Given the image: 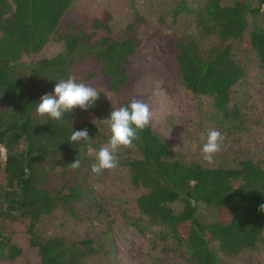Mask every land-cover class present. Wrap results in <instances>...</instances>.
I'll return each mask as SVG.
<instances>
[{"label": "trees", "instance_id": "16d2710c", "mask_svg": "<svg viewBox=\"0 0 264 264\" xmlns=\"http://www.w3.org/2000/svg\"><path fill=\"white\" fill-rule=\"evenodd\" d=\"M257 3L252 7L249 0H203L196 7L183 9L184 2L178 7L217 44L205 51L193 40L179 39L176 76L187 91L210 96L223 115L228 114L229 89L243 74L225 42L243 41L264 65V28L252 21L261 5L264 9V0ZM69 10L71 0H0V217L28 219V244L39 264H74L81 254L76 243L41 235L33 224L58 205L79 198L75 187L49 190L44 180L54 164L83 159L81 151L94 144L99 132L91 123L97 116L96 102L86 111L77 107L65 113L61 121L38 115V102L83 58L95 68L85 79L97 76L100 88L119 91L128 82V57L139 44L134 30L138 17L126 25L124 36L115 38L109 35V13L103 11L90 26L106 35L93 38L73 24L75 17H65ZM52 35L63 40L62 51L21 60L24 54L39 51ZM85 128L90 140L69 142L72 131ZM110 135V129L100 134L107 142ZM138 135L131 147L134 154L124 163L131 183L145 189L135 199L137 208L182 241L193 264H222L218 251L233 255L264 240V212L259 211L264 204V161L248 158L234 167H204L185 163L150 126ZM202 208L214 209L215 218H206ZM18 254L0 232V258L12 260Z\"/></svg>", "mask_w": 264, "mask_h": 264}, {"label": "rangeland", "instance_id": "374dc122", "mask_svg": "<svg viewBox=\"0 0 264 264\" xmlns=\"http://www.w3.org/2000/svg\"><path fill=\"white\" fill-rule=\"evenodd\" d=\"M202 1L71 0L72 10L65 17H75L73 24L93 38L106 35L102 30L95 31L90 23L92 18L107 11L109 35L124 36L126 25L138 17L134 30L139 39L136 51L128 57V82L117 92L100 88L101 80L97 76L85 79L89 71L95 70L89 59L76 60L71 68L70 76L78 83L94 87L100 94L96 101L97 116L91 122L99 135L92 146L81 151L85 156L78 169L72 170L66 162L54 164L47 172L45 188L75 187L80 195L35 221L33 230L44 236H57L66 243H76L81 254L74 264H193L182 241L150 222L138 210L135 199L145 189L131 183L124 164L134 154L132 148H121L116 153L117 168L103 170L99 175L91 172L96 153L108 143L100 136L109 131L103 120L122 102L130 103L136 98L147 103L152 112L149 126L185 163L229 168L242 159L264 161V65L252 49L238 39L225 42L230 45L231 58L243 71L229 89L227 115L215 109L210 96L184 89L176 76L175 44L179 39L193 40L205 51L217 44L211 34L196 25L194 18L178 9L183 2L184 9L196 7ZM249 1L252 7L258 4L257 0ZM262 8L263 5L252 21L264 28ZM62 50L63 40L52 35L39 51L24 54L21 60L34 61ZM211 129L219 130L224 140L214 162L209 164L202 159L201 149ZM202 213L206 218L216 215L212 208H202ZM28 224L26 218L0 217V232L19 249L12 260L0 258V264H39L35 249L28 244ZM218 256L222 264H264V240L252 249L243 248L233 255L218 251Z\"/></svg>", "mask_w": 264, "mask_h": 264}, {"label": "clouds", "instance_id": "9594fccd", "mask_svg": "<svg viewBox=\"0 0 264 264\" xmlns=\"http://www.w3.org/2000/svg\"><path fill=\"white\" fill-rule=\"evenodd\" d=\"M99 92L84 83H78L76 78L69 76L66 80H60L55 84L53 93L41 97L36 108L38 115H47L49 118L61 121L65 113H71L73 109L87 110L92 107L99 98ZM152 120V112L147 103L133 98L127 106H121L111 111L110 116L103 120L109 126L111 135L108 143L102 146L96 153V162L91 167V172L101 174L103 170L118 167L116 153L121 148L134 147V141L139 140L138 133L149 126ZM81 140H90L87 128L72 131L70 143ZM224 137L219 130L211 129L207 132L206 141L201 149L202 159L211 164L214 156L221 149ZM81 165L78 156L70 163L72 170ZM259 211L264 212V204L259 205Z\"/></svg>", "mask_w": 264, "mask_h": 264}]
</instances>
